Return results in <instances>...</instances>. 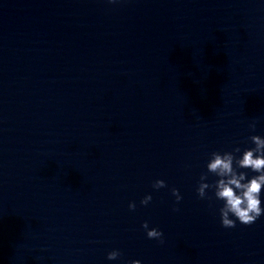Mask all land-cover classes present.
<instances>
[{"label": "water", "instance_id": "water-1", "mask_svg": "<svg viewBox=\"0 0 264 264\" xmlns=\"http://www.w3.org/2000/svg\"><path fill=\"white\" fill-rule=\"evenodd\" d=\"M252 135L264 0H0V264H264V214L197 194Z\"/></svg>", "mask_w": 264, "mask_h": 264}, {"label": "clouds", "instance_id": "clouds-1", "mask_svg": "<svg viewBox=\"0 0 264 264\" xmlns=\"http://www.w3.org/2000/svg\"><path fill=\"white\" fill-rule=\"evenodd\" d=\"M109 3H116L117 0H108ZM255 121L250 124V128L255 131ZM255 147L245 149L242 157L236 159L233 152L220 154L213 152L211 159L207 164V170L215 174L219 179L214 185L205 183L206 174L200 177V183L197 188V194L200 198L206 197V189L214 188L215 197L218 200L224 201L223 207L220 208L221 224L224 228H234L236 221L241 224L249 225L254 223L262 214L264 207H261L260 194L264 189V138L259 135L250 137ZM234 152H240L239 148H235ZM235 160L236 167H233ZM237 168L250 169L257 175L247 178L245 172H238ZM166 187L164 180H156L153 188L160 189ZM172 195L176 197V202L182 199L179 190L173 188ZM152 200L151 195L145 196L141 200L142 205H147ZM135 203L129 204L130 210H135ZM178 210V209H175ZM230 217H235L232 219ZM142 227L146 230V235L149 239H157L162 241L163 232L157 228L149 229L148 222L145 221ZM121 253L118 250H113L108 253V260L117 259ZM130 264H141L140 260H133Z\"/></svg>", "mask_w": 264, "mask_h": 264}]
</instances>
